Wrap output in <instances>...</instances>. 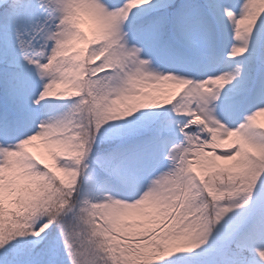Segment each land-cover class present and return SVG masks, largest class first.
<instances>
[{
  "label": "snow or ice",
  "instance_id": "1",
  "mask_svg": "<svg viewBox=\"0 0 264 264\" xmlns=\"http://www.w3.org/2000/svg\"><path fill=\"white\" fill-rule=\"evenodd\" d=\"M261 116L264 0H0V264H264Z\"/></svg>",
  "mask_w": 264,
  "mask_h": 264
},
{
  "label": "rangeland",
  "instance_id": "2",
  "mask_svg": "<svg viewBox=\"0 0 264 264\" xmlns=\"http://www.w3.org/2000/svg\"><path fill=\"white\" fill-rule=\"evenodd\" d=\"M90 27H91L90 22L85 20V30L89 31V35H91ZM170 90L179 91L178 89H171V88L165 89V91H170ZM258 121L261 124H264V116L259 117ZM36 143H37V145H39V147L35 148V149H30V150L33 151V153L36 154L38 156V158L43 157L44 161L47 162L51 166L53 162L51 160V157L48 155V150L46 148H44V146L41 142L38 141ZM225 146H227V145H225Z\"/></svg>",
  "mask_w": 264,
  "mask_h": 264
}]
</instances>
